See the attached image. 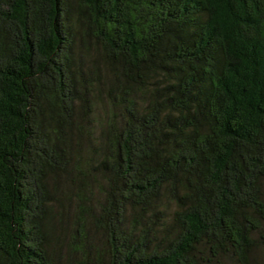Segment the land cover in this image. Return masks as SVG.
Segmentation results:
<instances>
[{"label": "trees", "instance_id": "trees-1", "mask_svg": "<svg viewBox=\"0 0 264 264\" xmlns=\"http://www.w3.org/2000/svg\"><path fill=\"white\" fill-rule=\"evenodd\" d=\"M0 264H264V0H0Z\"/></svg>", "mask_w": 264, "mask_h": 264}]
</instances>
